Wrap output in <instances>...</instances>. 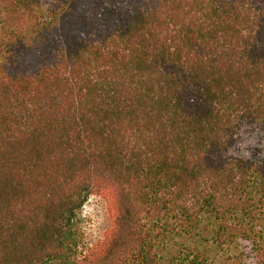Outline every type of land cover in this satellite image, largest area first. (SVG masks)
Segmentation results:
<instances>
[{"label":"trees","instance_id":"trees-1","mask_svg":"<svg viewBox=\"0 0 264 264\" xmlns=\"http://www.w3.org/2000/svg\"><path fill=\"white\" fill-rule=\"evenodd\" d=\"M0 264H264V0H0Z\"/></svg>","mask_w":264,"mask_h":264},{"label":"rangeland","instance_id":"rangeland-1","mask_svg":"<svg viewBox=\"0 0 264 264\" xmlns=\"http://www.w3.org/2000/svg\"><path fill=\"white\" fill-rule=\"evenodd\" d=\"M80 225L86 245L103 240L111 226L106 201L98 196H91L80 212Z\"/></svg>","mask_w":264,"mask_h":264}]
</instances>
